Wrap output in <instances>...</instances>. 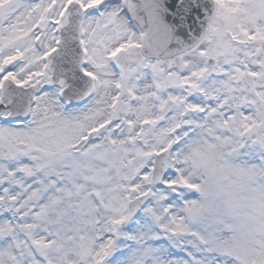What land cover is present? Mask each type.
<instances>
[{
  "label": "snow or ice",
  "instance_id": "6c2138e0",
  "mask_svg": "<svg viewBox=\"0 0 264 264\" xmlns=\"http://www.w3.org/2000/svg\"><path fill=\"white\" fill-rule=\"evenodd\" d=\"M0 264H264V0H0Z\"/></svg>",
  "mask_w": 264,
  "mask_h": 264
}]
</instances>
